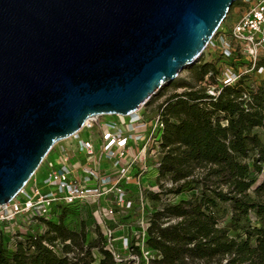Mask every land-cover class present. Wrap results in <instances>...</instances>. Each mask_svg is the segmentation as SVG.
I'll return each instance as SVG.
<instances>
[{"label": "water", "instance_id": "95a60500", "mask_svg": "<svg viewBox=\"0 0 264 264\" xmlns=\"http://www.w3.org/2000/svg\"><path fill=\"white\" fill-rule=\"evenodd\" d=\"M241 0H0V206L85 122L194 66Z\"/></svg>", "mask_w": 264, "mask_h": 264}, {"label": "trees", "instance_id": "16d2710c", "mask_svg": "<svg viewBox=\"0 0 264 264\" xmlns=\"http://www.w3.org/2000/svg\"><path fill=\"white\" fill-rule=\"evenodd\" d=\"M259 65L264 67V59ZM218 75L215 62L196 65L195 85L183 86L159 108L165 128L158 174L172 186L146 197L192 196L151 214L144 242L148 261L140 246L130 244L137 264H264V178L258 181L264 145L254 133L264 130V82L247 85L245 75L212 96L202 83L207 76L217 83ZM222 204L230 210L224 226L218 216ZM68 208L56 212L57 222L46 221L44 232L17 242L14 250L0 231V264H130L114 259L100 230L89 242L84 230L68 229L62 219Z\"/></svg>", "mask_w": 264, "mask_h": 264}, {"label": "built area", "instance_id": "2783aa9c", "mask_svg": "<svg viewBox=\"0 0 264 264\" xmlns=\"http://www.w3.org/2000/svg\"><path fill=\"white\" fill-rule=\"evenodd\" d=\"M240 2L245 6L242 15L228 31L221 28L207 48L219 52L226 60L247 64L244 68L235 64L225 66L217 76V83H212L207 76L202 85L212 96H217L223 87L235 85L245 75H264V67L259 65L264 59V0ZM164 128L159 110L150 118L141 109L128 116L106 115L87 120L82 129L73 135L86 163L73 165L70 162L72 155L62 147V165L43 179L45 190L30 193L23 189L13 201L0 206V224L22 218L28 225L38 224L39 232H44L45 222L53 220L62 208L93 202L97 206L98 228L106 239L105 248L118 263L128 261L122 258L116 246V230L113 228L116 211L112 206H101V201L115 193L122 202L125 191L121 183L124 180L128 185H140L148 156L156 147L160 149ZM96 129L99 130L97 133ZM85 131L94 135L84 138L82 134ZM99 142L100 150L97 148ZM138 161H143L144 170L138 176L130 177V170ZM147 228L148 223L142 226L136 245L141 247L148 261L149 252L144 247ZM122 246L129 248V237L123 238ZM137 262L138 258L131 264Z\"/></svg>", "mask_w": 264, "mask_h": 264}, {"label": "rangeland", "instance_id": "374dc122", "mask_svg": "<svg viewBox=\"0 0 264 264\" xmlns=\"http://www.w3.org/2000/svg\"><path fill=\"white\" fill-rule=\"evenodd\" d=\"M245 6L242 2H236L231 7L227 17L219 27L224 28V30H229L232 25L237 21V19L244 12ZM218 30V31H219ZM205 62H215L219 72L227 65L235 64L237 67L244 68L246 62L244 61H231L222 58L219 55V52L212 51L207 48L200 60L194 65L184 69L182 73L170 84L165 85L160 92L154 96L149 103L142 108L147 118L153 116L166 100L167 97L174 93H181L185 89L183 86L195 85V80L193 77V68ZM248 78L245 79L244 83L247 85L260 86L264 82V75L257 74H248ZM217 80V77H216ZM104 119V117L102 118ZM99 131L96 129V133ZM264 145V130L257 128L254 130ZM94 133L90 131H85L82 136L84 138H90ZM78 143L75 142L74 138L68 139L66 141L59 142L56 144L49 155L45 158L42 165L35 173V176L32 177L25 189L30 193H34L35 190L43 191L45 186L43 184V179L48 176L52 171L57 170L60 165H62V147L68 150V153L72 155L70 157V162L78 166L79 163L84 165L86 163L85 156L83 152L79 150ZM98 150L101 148V142L97 146ZM154 152L148 156L146 162V171L140 178V185H128L126 180L121 183L123 191H125V196L122 202H120V197L115 193L110 194L105 200L101 201V206H112L116 211V219L113 221V228L116 230V246L119 248V252L123 259L134 262V259L137 257L132 253L130 246L128 249H125L122 246L123 238L129 237L130 244L137 243L138 235H140L142 226L146 225L149 221V218L152 213L157 209L163 207L168 203H177L183 199H189L192 196V193L185 192L180 196L175 195H161L159 201H153L148 199L146 196L149 192H160L163 189L171 188V182H165L160 180L158 174V164L161 160V149L155 148ZM143 161H138L130 170V177L138 176L144 170ZM264 178V172L262 175L258 176V181H261ZM96 203H87L81 204L76 207H69L64 211L62 219L64 224L68 229L76 232H81L84 230L87 232V240L92 242L98 237V218L96 215ZM60 214V212H58ZM58 214V215H59ZM58 215H55L54 221L57 222L59 218ZM220 223L222 226L226 225L230 220V210L228 205L222 204L218 213ZM39 225L32 223L28 225L23 221L22 218L17 219L12 223L0 224V231L4 232L5 244L9 247L10 250H14L16 243L19 241H25L28 236L34 235L39 232ZM240 236L243 233L239 234ZM231 237H238V234L230 232ZM62 245L57 247L58 251H61ZM94 257L96 261L100 258V253L97 249H94ZM136 262V261H135ZM97 264V263H96Z\"/></svg>", "mask_w": 264, "mask_h": 264}, {"label": "bare ground", "instance_id": "6f19581e", "mask_svg": "<svg viewBox=\"0 0 264 264\" xmlns=\"http://www.w3.org/2000/svg\"><path fill=\"white\" fill-rule=\"evenodd\" d=\"M140 110H141V109H140ZM71 138H74V137H73V136H72V137H69V138L65 139L64 141H66V140H68V139H71ZM64 141H63V142H64ZM57 145H58V144H57ZM51 151H52V150H51ZM34 176H35V175H34ZM34 176H33V177H34ZM32 179H34V178H32ZM29 183H30V182H29ZM29 183H28V184H29ZM28 184H27V186H28ZM24 189H25V188H24Z\"/></svg>", "mask_w": 264, "mask_h": 264}]
</instances>
